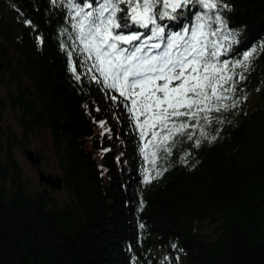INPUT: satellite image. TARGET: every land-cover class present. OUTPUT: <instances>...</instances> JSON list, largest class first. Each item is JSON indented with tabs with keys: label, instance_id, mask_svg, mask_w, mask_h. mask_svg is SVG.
<instances>
[{
	"label": "trees",
	"instance_id": "16d2710c",
	"mask_svg": "<svg viewBox=\"0 0 264 264\" xmlns=\"http://www.w3.org/2000/svg\"><path fill=\"white\" fill-rule=\"evenodd\" d=\"M221 4L207 15L219 11L225 23L207 21L219 29L207 39L229 74L244 76L230 94L237 106L208 128L216 142L177 138L153 168L122 98L91 79L99 74L81 63L78 42L81 80L70 70L67 8L0 0V264H264V0ZM205 11L189 5L158 23L166 36L183 34ZM43 132L59 189H33L16 158Z\"/></svg>",
	"mask_w": 264,
	"mask_h": 264
},
{
	"label": "snow or ice",
	"instance_id": "6c2138e0",
	"mask_svg": "<svg viewBox=\"0 0 264 264\" xmlns=\"http://www.w3.org/2000/svg\"><path fill=\"white\" fill-rule=\"evenodd\" d=\"M50 2L55 7L67 8L74 21L72 34L64 30L73 43L62 42L61 46L69 57L75 79L81 80L72 60L78 42L77 55L83 54L81 63L91 61L87 71L99 74V78L94 74L91 79L122 98L120 103L129 112L141 139L146 141L142 149L144 159L153 168L157 159L171 155L172 148L181 142L177 138L191 141L196 148L203 140L216 142L218 133L210 134L208 128L224 123L219 114L237 106L230 94L236 92L238 80L244 79L242 74L236 78L229 74L232 68L227 62H219V48L207 39L219 30H211L207 21L225 23L219 11L214 17L207 13L218 6L227 7L226 4H221V0ZM197 4L206 10L197 15V24L191 30L185 27L183 34L166 36L165 27L158 20L176 19L173 14H182L189 5ZM132 29L148 30V35ZM249 56H244L245 62ZM110 98L117 101L116 95ZM162 171H157L156 176ZM152 178L146 175L144 182L150 183Z\"/></svg>",
	"mask_w": 264,
	"mask_h": 264
},
{
	"label": "rangeland",
	"instance_id": "374dc122",
	"mask_svg": "<svg viewBox=\"0 0 264 264\" xmlns=\"http://www.w3.org/2000/svg\"><path fill=\"white\" fill-rule=\"evenodd\" d=\"M118 112L123 115V108L121 106L118 107ZM6 122L13 125V127L16 128V124L8 112L6 114ZM31 143L26 145L24 149L17 150L16 151V158L18 162H20L23 173L25 174L26 178L29 180L30 185L34 189V187L40 185L39 179H38V173L36 166L32 165L26 158L25 153L27 151H33L34 158L38 157L40 161V169L41 171L46 174L50 175L53 179L60 178V172L58 170V162L55 160L53 150L51 149V141L49 138L48 133L43 132L38 136H34L31 138ZM37 152L40 153V155H37ZM57 191V190H56ZM56 195H58L59 198L63 199L66 195H64V192L62 190L57 191Z\"/></svg>",
	"mask_w": 264,
	"mask_h": 264
},
{
	"label": "water",
	"instance_id": "95a60500",
	"mask_svg": "<svg viewBox=\"0 0 264 264\" xmlns=\"http://www.w3.org/2000/svg\"><path fill=\"white\" fill-rule=\"evenodd\" d=\"M0 69H1V62H0ZM25 156L27 158V160L34 166H36V169H37V173H38V179H39V182L42 183V184H46L48 185L51 189H59L61 188L62 186V183H61V179L60 178H56V179H53L50 175H46L44 174L39 165H40V161L38 159V157H35L34 158V153L33 151H27L25 153Z\"/></svg>",
	"mask_w": 264,
	"mask_h": 264
}]
</instances>
